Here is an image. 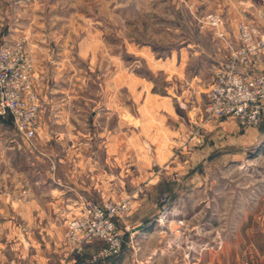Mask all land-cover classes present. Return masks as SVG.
Here are the masks:
<instances>
[{
    "label": "rangeland",
    "instance_id": "374dc122",
    "mask_svg": "<svg viewBox=\"0 0 264 264\" xmlns=\"http://www.w3.org/2000/svg\"><path fill=\"white\" fill-rule=\"evenodd\" d=\"M215 1L0 0V46L23 44L33 64L36 92L41 102L40 135L30 144L16 133L12 124L0 123V264L21 258L20 251L8 250L9 242L19 244L31 235L33 243L48 244L47 236L41 235L45 233L39 230L50 227L51 236H55L57 230L52 229L57 226H61L59 233L67 256L75 264H264V139L249 150L240 147L238 142L237 149L233 136L218 127L232 119L216 124L205 121L207 95L221 69L213 73L186 74L183 79L175 71L171 78L169 71L165 79L164 71L153 68L165 61L159 57L163 59L165 53L176 51L183 38L199 42L209 37L224 50L228 63L231 52L224 41L237 45L235 50H241V46L244 47L238 38L241 26L253 31L258 39L264 35L263 28L247 21L239 22L235 33H229L225 27L226 12L215 9ZM212 19L218 20L217 26H213ZM217 31L224 34V41L217 38ZM203 42L209 43V40ZM144 49L154 52L153 56L148 58L142 52ZM257 61L253 62L254 66ZM178 62L174 60L175 66ZM189 62H193L187 67L190 70L200 64L195 58ZM124 67L126 92L117 89L119 73ZM133 74H138L147 84L152 83L155 87L151 90L159 95L166 92V84L172 83L175 90H180L184 83V91L186 83H190L194 87H187L190 97L198 94V90L203 94L201 106L194 108L190 101L189 120L184 110V118L178 116L171 127H174L175 137L183 134L181 141L167 140L168 145L171 142L174 145L171 161L169 159L161 168L160 164L153 166L147 172L133 171L131 167L124 170L115 167L113 162H105L107 157L102 151L107 137L100 128L112 131L116 121L98 123L94 133L82 139L87 138L88 149L95 153L93 159L98 165L102 164L99 169L103 171L99 174L121 175L123 186L107 198H100L97 189L91 191L89 197H82L68 218L46 216L25 220L16 217L9 221V178L11 181L45 179V171L55 173L54 161L37 157L43 156L42 151L53 157L62 146L71 147L69 136L62 145L54 140L51 132L59 128L53 122L43 121L42 101L49 103L54 99L57 104L54 110H67V114L74 110L73 102H69L74 99L78 102L76 108L87 113L92 109L88 100L99 104L100 100L117 99L122 92L120 97L126 93L128 102ZM61 100L69 103L65 105ZM83 122V117L78 116L76 123L85 133L91 127ZM70 124L69 120V129ZM237 126L240 130L251 128ZM45 129L52 139L42 137L41 131ZM133 143L127 139V148L134 147ZM136 143L143 145L139 140ZM81 144L86 146L84 141ZM113 145H117L116 139ZM149 157L152 161L153 156ZM163 161L164 158L161 163ZM97 178L94 177L93 184H97ZM122 200L129 204L128 216L123 220L111 219L120 234L118 252L98 257L108 246L103 241L84 245L79 252L72 251L66 239L67 222L81 215L82 206L103 207Z\"/></svg>",
    "mask_w": 264,
    "mask_h": 264
},
{
    "label": "crops",
    "instance_id": "0c3cea01",
    "mask_svg": "<svg viewBox=\"0 0 264 264\" xmlns=\"http://www.w3.org/2000/svg\"><path fill=\"white\" fill-rule=\"evenodd\" d=\"M214 4L215 9L226 12V14L224 13L225 27L229 33L234 34L237 24L241 21L256 24L264 29V0H216ZM208 40L209 43L203 42ZM191 42V40L183 38L180 47L176 51L171 50L169 53H165L163 59L159 57V60L165 61L158 62L159 66L155 65L153 68L164 71L165 79L168 78L169 71L171 72V78L176 72L181 74L183 79L186 74L213 73L225 67L224 50H221L209 37L203 38L199 42H192L194 45ZM142 52H145L148 58L154 54V52L149 53L145 49ZM194 58L199 59L200 64L195 67V70H190L187 67H191L193 62H189V60ZM175 59L179 60L177 66L174 64ZM36 65L38 67V63ZM256 68L264 74V54L259 57ZM38 73L40 76H44L42 71H38ZM120 73L117 89L126 92L125 67ZM137 75L133 74L134 84L129 89L128 102L125 97L126 93H124V97H120L122 92L119 93L117 99L100 100L99 104L88 100V103H91L90 107H92L88 113L86 110L76 108L78 103L75 102L76 99L69 100L70 103L73 102L74 107V110H70L71 114H67V110L63 109L54 110V107L57 106L54 99L53 101L51 99L49 103L46 102L47 100H45V103L42 101L45 108L43 121L53 122L59 128V130L51 132L55 136L54 140L62 145V141L69 136L68 143L71 147L62 146V148H59L58 154L52 155L53 157L47 156L43 151L41 153L43 156L37 157V159L47 157L49 160L53 159L54 161L55 173L45 171L43 174L45 179L11 181L9 178V221L16 217L26 218L25 220L41 219V217H44V219L47 217L49 219L53 217L68 218L73 213L72 211L77 209L75 206L83 199L82 197H89L91 191L97 189L96 193L100 198L101 196L107 198L114 195L123 186L124 182L121 175L104 177L99 174L103 171L99 169L102 168V164L98 165L93 159L95 153L92 149H88L87 138L86 140L82 139L88 137L89 133L92 135L94 133L93 129L98 123L106 124L109 119H115L116 121V128L111 129L113 132L100 128L102 132L106 133L105 136L107 137L106 146L103 147L102 151L107 157L105 162L107 161L109 164L113 162L115 167L124 170L131 167L130 169L133 171L147 172L152 170L153 166L156 167L160 164L161 168L169 159L171 161L174 145L172 142L168 145L167 140L177 139V141H181L183 138V134L180 138L175 137L176 134L172 131L174 127L172 129L171 127L178 121V116L184 118V110L187 121L189 120L188 105L191 106L190 101H192L194 108L195 106H201L203 104V94L198 90V94L190 97L187 87L194 89L190 83H186L185 91L184 83H181L180 90H175L172 83L166 84V92L159 95L155 93L156 91L151 90L155 87L152 83L147 84ZM62 102L65 105L69 103L61 100L60 103ZM78 116L83 117V123L89 125L92 130L86 129L85 133L81 132L83 128L76 123ZM69 120L71 123L70 129L68 128ZM218 127L233 136L237 149L238 142L243 149L255 148L264 139V111L261 122L255 127L240 130L233 120H226L220 123ZM38 134L40 135L39 130ZM41 135L45 140L52 139L47 129L41 131ZM114 139L117 140V145H113ZM127 139L134 141V147L127 148ZM138 140L144 146L148 144V147L138 145L136 143ZM82 141L85 142V147L81 144ZM149 156H153L152 161ZM163 158L164 161L161 163ZM94 177H98L97 184L92 183ZM132 182L134 183V180ZM136 182L137 180H135ZM151 182L156 183L157 180H151ZM45 198H48V200ZM60 230L61 226L53 228L52 231H56V233L55 236H51L50 227L40 228L39 231L45 233L41 235H46L47 240H49V243L44 245L33 243L31 235H27L24 242L21 241L19 244L9 242L7 245L8 250L20 251L21 258L18 261L10 260L8 264H16V262L22 264H75L76 262H72L71 257L67 256L61 233H59ZM84 264L89 263L85 262Z\"/></svg>",
    "mask_w": 264,
    "mask_h": 264
},
{
    "label": "built area",
    "instance_id": "2783aa9c",
    "mask_svg": "<svg viewBox=\"0 0 264 264\" xmlns=\"http://www.w3.org/2000/svg\"><path fill=\"white\" fill-rule=\"evenodd\" d=\"M213 26L218 25L212 19ZM216 31V29H215ZM217 38L224 41V34L217 31ZM246 26H241L237 45L224 41L230 49V59L218 71L207 95L204 110L205 121L216 124L223 119H232L245 127L256 126L264 109V74L254 63L264 52V35L259 39ZM222 37V38H221ZM33 64L25 52L23 44H4L0 46V118H10L16 133L30 144L37 135L41 102L35 86ZM130 207L127 200L116 205L103 207L84 205L81 215L67 222L66 239L71 250L103 241L108 246L98 257L116 254L119 249V233L111 219H124ZM121 237V236H120Z\"/></svg>",
    "mask_w": 264,
    "mask_h": 264
},
{
    "label": "trees",
    "instance_id": "16d2710c",
    "mask_svg": "<svg viewBox=\"0 0 264 264\" xmlns=\"http://www.w3.org/2000/svg\"><path fill=\"white\" fill-rule=\"evenodd\" d=\"M261 120H262V118H261ZM261 120H260V122H261ZM0 122H6V123H8V124H12L10 118H8V117H7V118H4V119L0 118ZM260 122H259V123H260ZM259 123H258V124H259Z\"/></svg>",
    "mask_w": 264,
    "mask_h": 264
}]
</instances>
